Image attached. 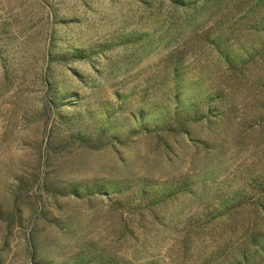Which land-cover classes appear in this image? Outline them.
Segmentation results:
<instances>
[{"label": "rangeland", "instance_id": "374dc122", "mask_svg": "<svg viewBox=\"0 0 264 264\" xmlns=\"http://www.w3.org/2000/svg\"><path fill=\"white\" fill-rule=\"evenodd\" d=\"M0 264H264V0H0Z\"/></svg>", "mask_w": 264, "mask_h": 264}]
</instances>
